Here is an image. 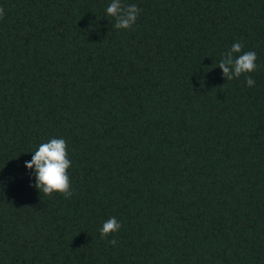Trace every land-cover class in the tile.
Segmentation results:
<instances>
[{
    "label": "trees",
    "instance_id": "trees-1",
    "mask_svg": "<svg viewBox=\"0 0 264 264\" xmlns=\"http://www.w3.org/2000/svg\"><path fill=\"white\" fill-rule=\"evenodd\" d=\"M110 3L0 0V264H264V0ZM52 138L70 199L25 167Z\"/></svg>",
    "mask_w": 264,
    "mask_h": 264
},
{
    "label": "clouds",
    "instance_id": "clouds-1",
    "mask_svg": "<svg viewBox=\"0 0 264 264\" xmlns=\"http://www.w3.org/2000/svg\"><path fill=\"white\" fill-rule=\"evenodd\" d=\"M107 15L115 19L114 27L116 29H131L136 23L141 9L137 5H126L122 0H111L106 9ZM5 16V10L0 7V19ZM242 43H234L231 49L226 52L220 60L218 67L222 70L226 81L239 78L244 75L248 87L255 85V80L247 75L257 70V54L255 51L243 52ZM239 54V55H236ZM67 142L63 138H52L46 143L40 144L31 161L25 162V167L33 170L35 184L33 185L41 193L51 197L53 193H60L66 199L73 195L71 190L68 169L71 167V160L68 158ZM121 223L111 217L103 223L100 231V238L112 246H116L117 240L113 236L111 240L108 237L118 233L121 229Z\"/></svg>",
    "mask_w": 264,
    "mask_h": 264
}]
</instances>
